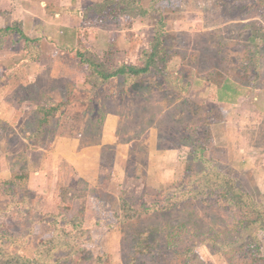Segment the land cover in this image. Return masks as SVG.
Instances as JSON below:
<instances>
[{"label": "rangeland", "instance_id": "1", "mask_svg": "<svg viewBox=\"0 0 264 264\" xmlns=\"http://www.w3.org/2000/svg\"><path fill=\"white\" fill-rule=\"evenodd\" d=\"M85 1L91 7L103 0ZM137 1L156 12L143 19L126 15L115 22L93 13L86 22L124 27L127 42L149 47L162 19L167 33L164 71L159 68L129 85L112 79L97 88L93 83L79 87L67 75L53 79L47 74L32 87L26 86L22 73L21 81H0L3 93H18L17 101L29 93L27 99L43 106L44 97L58 102L66 101L60 96L64 93H97L94 108L90 105L85 114L83 108L78 113L68 109L71 99L44 131L41 140L50 149L42 150H55L61 137L79 139L81 146L97 143L104 124L103 111L95 113L99 106L122 115V131L127 133L133 125L135 141L105 152L95 186L69 167L55 170L56 176L52 173L47 195L28 194L12 180L1 184L0 225L24 240L23 250L52 240L57 227L50 220L63 215L65 224L59 229L71 233L73 240L71 246L59 241L48 264H264V230H249L240 208L212 189L192 196L201 190L203 172L212 169L234 181L254 202L264 203V0ZM189 25L197 31L186 33ZM201 27L214 32L205 34ZM115 54L108 50L99 56L116 67L120 64ZM225 80L260 91L227 93V102L238 106H222L209 83L215 88ZM134 113L136 122L130 119ZM149 119L159 135V151L176 158L174 175L162 182L148 175L150 147L144 134ZM27 121V129L19 132L0 122V170L26 166L21 154L30 145L24 148L20 139L35 132L37 113ZM9 148L16 151L5 158ZM31 156L37 161L40 153ZM163 174L169 175L167 170ZM9 187L12 194L6 192ZM24 198L26 204L21 203Z\"/></svg>", "mask_w": 264, "mask_h": 264}, {"label": "crops", "instance_id": "2", "mask_svg": "<svg viewBox=\"0 0 264 264\" xmlns=\"http://www.w3.org/2000/svg\"><path fill=\"white\" fill-rule=\"evenodd\" d=\"M85 2V0H0V81L2 79L7 80V82L21 81L22 73L26 86L32 87L37 80L47 76V74L53 79L60 75H67L72 76L71 81L73 79L74 83L80 87L81 84L84 85L87 82V78L84 67L80 70L74 49L82 46L99 55L101 52L104 55L108 50H116V54L113 56L118 60V64L140 66L142 54L148 46L127 42L125 40L127 30L124 27L116 28L113 25L114 28L111 29V26L88 25L84 16L90 7H86ZM200 23L202 26L204 21L200 19ZM189 26L185 31L186 33L197 31L196 27L192 30L194 26ZM201 29L205 34L214 32L213 29H206L205 27H201ZM139 30L143 29L136 28L140 35H144V32ZM25 37L31 39L33 44L29 46ZM27 48L31 50V54H28ZM67 59L72 60L73 64L66 61ZM236 83L231 85L228 80H225L222 85L212 88L215 84L210 82L209 90L211 92L215 90L220 105L237 107L238 105L227 102V93H252L253 90L250 87L240 85L238 82ZM238 85L243 87L238 88ZM17 94L3 93L0 90V122L3 126L19 132L26 128L28 118L37 112L41 104H34L27 99L29 93L17 101L14 99ZM60 96L63 98L64 94ZM82 96H84L83 99H81ZM241 98L238 99L241 100ZM93 99L92 93L76 92L72 96V102L68 109L78 113L77 111H81L83 108L85 114L86 109L90 112V105H93L91 107L94 108L96 100L93 102ZM101 110L104 113V124L101 128L99 141L95 144L81 146L82 143L79 139L61 137L55 141L54 147L57 146L54 148L55 150L45 151L40 148L42 146L30 142L23 136L20 142L23 146L25 145L24 148L30 145L28 150L23 151L26 152L23 161L26 166L17 170L6 165L0 170V185L10 180L13 181L14 175L25 170L29 174L28 191L37 196L47 195L50 194L48 190L51 182L54 181L53 176H56V173L53 172L60 168L69 167L77 172L81 178L87 179L90 184L95 186L101 175V161L105 152L112 151L113 148L123 149L135 143L132 137L133 125L126 133V131H122L121 119L123 117L121 114L109 113L105 106L97 107L95 113L97 114ZM146 129L144 135L147 136V145L150 147L148 150V175L156 178V181L162 182L161 179L164 181V179L174 175L176 158L173 155H168V152L159 151L157 139L159 135L156 134L157 130L154 126H149ZM33 147L37 149H32ZM15 151V149L10 150L9 148L3 156L5 158L10 157V154L14 156ZM32 152L40 153V158L37 161L31 156ZM34 162L37 163L36 166L33 164ZM150 165H152L151 168ZM166 170L169 174L168 177L163 174ZM11 191H14L13 187H9L6 192L12 194ZM38 244L36 242V244L26 246L23 250L21 249V254L28 258H34Z\"/></svg>", "mask_w": 264, "mask_h": 264}, {"label": "trees", "instance_id": "3", "mask_svg": "<svg viewBox=\"0 0 264 264\" xmlns=\"http://www.w3.org/2000/svg\"><path fill=\"white\" fill-rule=\"evenodd\" d=\"M155 12L152 6L146 9L142 7L137 0H104V2L90 7L85 12L84 19L85 21L90 20V15L94 13L96 15L98 14L102 21H108L110 19L115 22L116 20H120L122 16L127 15L130 18H147ZM157 28L158 29L155 30L154 40L142 54L140 66L120 64L116 67H112L102 57L96 55L84 46L74 49V54L77 56L80 68L84 67L87 78L86 83H93L95 84V88H97L99 85H105L108 81L118 78L120 80L123 79L125 85H129L132 82H136L140 77H144L146 74L158 71L159 68H162V64L166 65L163 47L167 33L163 30L165 26L162 19L157 22ZM25 39L29 46L33 44V41L28 37H25ZM27 52L31 54V50L28 49ZM165 68L164 66L162 71H164L163 69ZM73 94L74 93H64L63 99L66 101L58 102L54 101L51 97L47 98L44 97L45 95H42L47 100L44 101V106L41 104L36 112L37 121L35 132H33V134L28 133L24 135L26 139L30 142H34V144L49 148L47 142L41 140L44 131H46L49 126H52V122L60 118V112H63L64 109L69 106ZM127 94L136 95V93ZM112 95H114V93H112ZM92 96L94 99L97 98V93H92ZM136 117L138 116L134 113L131 115L130 119L136 122ZM148 122V127L153 125L150 119ZM25 155L26 152L22 153L21 157L25 158ZM28 175L27 171L23 170V172L14 175L13 178L14 183L18 186H22V189L26 193L29 192L27 187ZM198 186L201 190L198 192V189H196V192L194 191V195L192 196L198 197L205 192L204 189H212L218 192L225 200L240 208V211L245 214L244 217L248 219L249 230H264V203L254 202L249 195L235 185L234 181L220 173L214 172L212 169H208V171H204L202 177H200ZM27 200V198H24L21 203L26 204V202H28ZM52 218L50 224L57 227L56 234L52 240L44 241L39 245L34 258H28L21 254L22 247L26 245L24 240L14 236L7 226L0 225V264H48V258H52L53 255L56 256V249L61 245L59 241L64 242L62 244L63 246H71L70 244L73 240L71 233H66L59 229L63 228L62 225L65 224L64 216L55 214ZM73 225H76V221H74ZM60 236H62L61 239ZM68 259L69 258L65 260ZM58 263L59 260L55 261L54 264Z\"/></svg>", "mask_w": 264, "mask_h": 264}]
</instances>
